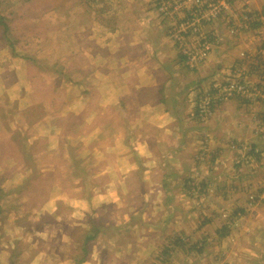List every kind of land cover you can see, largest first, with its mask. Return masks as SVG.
<instances>
[{"label": "rangeland", "instance_id": "rangeland-1", "mask_svg": "<svg viewBox=\"0 0 264 264\" xmlns=\"http://www.w3.org/2000/svg\"><path fill=\"white\" fill-rule=\"evenodd\" d=\"M135 1L0 0V264H85L87 260L96 264L100 256L109 260L108 264H158L166 246L172 249V253L168 252L169 263L264 264V117L252 114L244 142H230L224 131L211 139L209 129L212 120L219 123L218 107L233 99L253 109L264 108V104L254 102L262 99L263 94L254 89L258 86L264 89L263 52L257 44L255 47L244 40L264 30V0H252V5L248 0L247 3L221 0L226 7H221V13L215 16L197 0H140L152 12L150 19L156 20L155 26L146 27L145 32L165 34L181 57H189L184 50H196L197 58L203 42L209 44L208 56L196 64V71L229 36H244L237 38L236 62L215 82H210L201 92L191 91L186 98L189 125L199 122L204 132L199 148L197 145L192 148L191 144L184 159L189 155L190 165L197 162L201 172L208 169V175L196 179L191 174L185 197L182 194L186 208L190 213L196 212L181 227L185 228L182 235L173 232L175 225L169 232H157L163 245L156 249L146 239L149 236L140 234L141 219L130 218L136 222L127 226L130 231L102 235L98 233L99 226L103 224L105 229L120 222L123 216L113 219L108 214L113 209L105 206L104 217H91L95 214V203L88 206V218L72 217L76 210L81 212V195L104 178L99 175L104 172L105 155L99 153L102 151L99 146L92 145L96 141L94 136L88 135L97 125V117L99 121L104 119L105 135L100 145L111 143L112 139H107L109 134L118 138V148L109 150L113 156L118 153L110 170H127L128 176L132 175L129 170L132 163L139 165L137 155L159 138L157 125L164 123L160 119L164 108L159 105H145L143 110L147 111L142 117L136 115L139 107L127 100H121V109L117 106L100 110L102 99L114 91L110 86L123 88L124 77L117 73L100 75L98 71L105 70L104 63L108 60L102 63L92 55L109 56L114 51L112 41L106 45L103 38L112 36L115 29L121 34V54L127 57L133 53L129 39L140 28L130 21ZM213 1L216 0H203ZM196 9H201L206 24L195 20L185 27L187 13ZM217 25L224 27L225 32L208 31ZM180 39L186 42L179 46ZM241 81L245 94L240 97L220 100V89L209 95V89L213 93L214 83L223 87ZM116 110L121 119L115 129L109 117ZM81 135L89 142L83 150L77 147ZM216 144L222 152L216 150ZM224 144L228 145L232 159L225 154L228 150ZM105 153L108 161L106 147ZM126 153L130 155L129 161L120 160ZM176 159L184 160L183 156ZM81 161L88 168L81 170ZM205 177L213 182L200 184L198 180ZM224 179L242 185L227 189L218 184ZM81 183L85 192L81 191ZM133 187L137 192L139 187ZM229 190L238 194L232 200ZM124 205L129 206L127 200ZM139 205L136 201L132 206L139 208ZM163 236H170L168 243ZM133 237L135 241L129 252L126 243L133 241ZM181 237L188 239L186 250L178 244ZM113 238L115 244L109 245ZM201 247L203 251H199ZM112 258H120V262Z\"/></svg>", "mask_w": 264, "mask_h": 264}, {"label": "crops", "instance_id": "crops-1", "mask_svg": "<svg viewBox=\"0 0 264 264\" xmlns=\"http://www.w3.org/2000/svg\"><path fill=\"white\" fill-rule=\"evenodd\" d=\"M136 1L132 3V10L134 13L130 16V18H132L130 21H132L134 26L140 28H136L134 30V36H132L133 38L131 37V39H129L130 50L133 51V53L127 57L121 54V45L119 43L121 34L118 29H115L111 31L113 33L112 36H105L103 38V40L106 41V45H108V41H112L114 44V51L108 54L109 56H104L102 54L92 55V58L99 57L102 63H104L106 59L108 60L104 63V65H107L105 70L98 71L102 73L100 75L117 73V75L124 77L123 88L119 87L115 89V86H110V89L114 91L106 98L102 99L104 104H102V109L100 110L103 112L111 108H116L117 106L121 109L119 105L121 100H127L129 104L139 107L136 115L142 117L147 111V109L143 110L145 105H159L164 108V113L160 118L164 123L157 125L156 131L159 133V136L156 137L159 138L152 141L149 147L142 150L137 155L139 165L133 162V168L132 166L129 168L130 174L132 175L128 176L127 170L122 172L110 170L109 166L111 164H116L118 153H115V156H113L112 151L109 150L118 148V138L113 136L114 134H109L107 139L111 138V143L106 146L105 144L104 146L100 145V141H104L102 139L105 135L104 119L102 117L101 121H99L97 117V125L92 128V132L88 135L94 136L96 141L92 143V145L99 146L102 150L99 153L105 155L104 162L107 165L105 166L102 161L104 164V172L99 175L104 176V178L101 180L100 184H96L95 187L92 185L87 189V193L81 195L79 199L83 205L81 212L78 213V210H76L72 217L74 219H79L80 217L88 218V216H90V214H88V206L90 207L91 204L95 206V203V214L91 217H96L97 219L104 217L105 214L103 215L102 211L105 206L109 209H113V213L110 211L108 212V214H112L113 219L120 217V215L123 216L120 222L107 226L105 229L103 224L99 226L97 230L98 233H102V235H116L117 230L127 232L129 230L127 226L136 223L132 222L130 218L138 221L141 219L143 227L140 230V234L149 236L146 239L150 241L152 247L157 249L159 246L163 245L159 242L160 238L157 232H169L175 225V231L173 232L182 235L185 228L181 227L185 226V221L191 220L194 213L196 214V212L190 213V209L186 208V200L182 197V194L185 197L186 190L191 181V174H195L196 179H200L202 175H208V169L201 172L197 162L199 172L195 167L196 163L190 165L189 161L191 160H189V155L184 159V156L189 152L191 144L192 148L195 145L199 148L204 132V128L199 122L198 124L195 121L192 125L188 123L190 116L188 114L189 108H187L189 104V102L186 101L187 95L191 93V91L199 90L201 92L210 82L221 77L220 75L224 74V72L230 68L231 63L236 62L238 56L235 55L234 49L240 37L244 36L241 34L235 37L229 36L228 39H225L223 45L218 47L211 54L203 67L199 68L197 71H190L186 68L184 60L182 59L183 57L176 52L174 46L166 38L165 34L145 32L146 27L155 26L156 20L152 19V17L150 19L149 15H152V12L147 8L146 3L140 4V0ZM245 1L247 3V0ZM248 3L251 5L253 4L252 0H248ZM262 9H264V7ZM262 25L263 24H261V26ZM223 28L224 27L217 25V27L211 28L208 31L211 33H222L225 32ZM159 29L161 28L157 30ZM149 30L153 29L149 28ZM139 31H142V33ZM111 37L118 39V41L109 39ZM234 39L237 40L234 41ZM244 40L249 43V45H254L255 47L257 44L259 46L258 49H261L263 52L262 56H264V30L258 34H252L248 40L244 37ZM110 58L112 59L110 60ZM104 65L101 67H104ZM122 90H124V92H121ZM150 98H154L156 101H148ZM135 100L136 102H134ZM122 112L123 116H125V111L123 110ZM113 113L112 116L109 117L108 115L107 117L112 121L114 125L113 128H118L121 119L119 115L120 112L116 110L113 111ZM253 113H256L259 117H264V108L260 106L258 109H253L240 103L237 99H233L221 105L217 109L216 116L217 120L219 119V123L212 120L209 125L210 135L212 136L211 139L218 137L220 133L224 131V135L230 138V142H244V138L247 137L246 133L249 130L248 124L252 122L250 117ZM220 118H223L224 121L221 122ZM85 120H87V118ZM97 129H100V131ZM251 134L254 135L253 132ZM85 140V136L81 135L80 143H77V147H80L82 150L86 149L89 142H85ZM262 143L264 145V141ZM214 146H216V150H219L217 149L218 144ZM224 146L228 150V145L224 144ZM89 147L93 146L90 145ZM105 147L107 152H109L108 161H106ZM70 148H73L72 145ZM136 149L140 150L139 147H136ZM219 151L222 152L221 149ZM225 154H229V159H232L233 155L230 149ZM182 156L184 160L181 161V159H176ZM128 158H130L129 154H127V156H121L120 160L129 161ZM68 164L69 163H67V165ZM79 166L82 170L85 169L88 164L81 161ZM134 171L136 172L135 174ZM226 180L227 179H224L223 183L219 182L218 184L224 185L227 189L234 185H242L241 183L233 184L229 181L226 182ZM198 181L202 185L213 182L210 181L208 177H205V179L202 180L203 182L201 180ZM133 185L139 187L137 192ZM81 187V191L85 192L84 183H81ZM72 190L73 188H71V192ZM229 192L231 200L233 195L234 197L238 195L231 190H229ZM126 200L129 203L128 207L124 205ZM136 201L140 202L139 208L132 206ZM150 204L152 206H150ZM75 208L77 207L75 206ZM124 208H126L125 211H123ZM174 219L176 221H174ZM259 224L261 223L259 222ZM144 227H146V229ZM141 235L140 237H142ZM141 239L144 240V237ZM163 239L168 243L170 236H163ZM178 240L181 241H178V244L180 243L183 247L185 246L186 250V241H188V239L186 241L183 238ZM134 241L135 239L133 237V241L126 243L125 249L129 252V247ZM108 244H115V239L113 238ZM134 247L137 249L136 244ZM203 247H201L199 251H203ZM171 250V246H166L163 251L161 250L162 252L158 258V264H175V262L169 263L170 255H168V252H171ZM107 251L110 252V250ZM260 255L262 256V254ZM112 261L120 262V258H112ZM92 262L91 260H87L85 264H91ZM95 262L96 264H108L110 261H105V257L100 256L97 257Z\"/></svg>", "mask_w": 264, "mask_h": 264}, {"label": "built area", "instance_id": "built-area-1", "mask_svg": "<svg viewBox=\"0 0 264 264\" xmlns=\"http://www.w3.org/2000/svg\"><path fill=\"white\" fill-rule=\"evenodd\" d=\"M197 3L198 4L200 3V5L202 7L205 6V8H207L210 11V13L213 14V16H215V15H217L219 13V10L221 9V7H226L225 6V2L224 1H221V0H216V1H213V2H205V3L203 2V0H197ZM201 13H202L201 12V9H196V10H194L192 12H188L187 13V16L185 17L186 20L183 21V25L185 27H190L191 26V23L194 22L195 20H197L198 23L199 22H203V23L205 22V24H206V21H203L204 18L201 15ZM206 19L208 21L210 20V18L208 16L206 17ZM196 33L199 34L198 28H197ZM185 35H187V34H185ZM182 42H186V41L181 40V39L177 41V43H178L179 46H180V44ZM209 51H210V47H209V44L206 43V42H203V46H202V49H201V53L198 55L197 58H196V56H197L196 50L195 51L191 50L190 52L184 50L183 51L184 54L187 57L189 56L188 59L185 56H183L185 58V64H186V66L188 68H190V69L197 68V67H195L196 64L198 63V65H199L200 63H202V61L205 58H207ZM186 59L188 60L187 62H186ZM213 82H215V81H213ZM242 84H244L242 81H241L240 84H236V85L227 83V85H225V86L222 87L221 85L217 86L214 83L213 88H212L213 93H211V89H209V95L216 94L217 90L220 89V91H221V99L220 100H224V99L227 100V99L233 98V97H240L241 95H244L245 94V87ZM254 90L255 91H259L260 94L263 93L262 94V99H260V98H259L260 100L259 99H256L254 102L264 104V89L263 88H260L258 86V88H255Z\"/></svg>", "mask_w": 264, "mask_h": 264}, {"label": "trees", "instance_id": "trees-1", "mask_svg": "<svg viewBox=\"0 0 264 264\" xmlns=\"http://www.w3.org/2000/svg\"><path fill=\"white\" fill-rule=\"evenodd\" d=\"M182 59L184 60V63H185V58L183 57ZM185 66H186V65H185ZM186 68H187V69H190V68H188L187 66H186ZM192 70L195 71L196 68H195V69H192ZM198 114H199V112H197V116H198Z\"/></svg>", "mask_w": 264, "mask_h": 264}]
</instances>
